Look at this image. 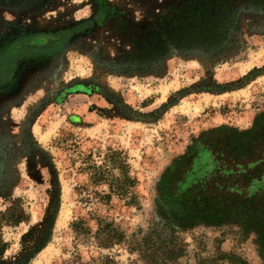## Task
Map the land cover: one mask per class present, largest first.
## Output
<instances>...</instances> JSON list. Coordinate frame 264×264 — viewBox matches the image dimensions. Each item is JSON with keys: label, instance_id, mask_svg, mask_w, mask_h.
Listing matches in <instances>:
<instances>
[{"label": "rangeland", "instance_id": "obj_1", "mask_svg": "<svg viewBox=\"0 0 264 264\" xmlns=\"http://www.w3.org/2000/svg\"><path fill=\"white\" fill-rule=\"evenodd\" d=\"M231 1L205 53L189 0H0V43L103 15L0 93V264H264L239 220L183 222L165 194L196 141L264 113V0Z\"/></svg>", "mask_w": 264, "mask_h": 264}, {"label": "trees", "instance_id": "obj_2", "mask_svg": "<svg viewBox=\"0 0 264 264\" xmlns=\"http://www.w3.org/2000/svg\"><path fill=\"white\" fill-rule=\"evenodd\" d=\"M209 2L189 0L182 10L187 24L192 25L186 41L196 39L194 45L205 53H223L229 44V31L237 24V14L230 0H213V7ZM187 162L174 202L180 208L181 220L218 226L234 218L255 232L264 246V113L246 132L219 128L207 133L188 151ZM89 169L96 181L104 179L99 168ZM109 186L113 191L114 186ZM129 186L115 188L127 193Z\"/></svg>", "mask_w": 264, "mask_h": 264}, {"label": "flooded vegetation", "instance_id": "obj_3", "mask_svg": "<svg viewBox=\"0 0 264 264\" xmlns=\"http://www.w3.org/2000/svg\"><path fill=\"white\" fill-rule=\"evenodd\" d=\"M100 16H103L102 11L98 9L89 20L78 26L36 34L19 32L20 34L13 38L2 41L0 43V93L12 88L20 80V76L35 70L39 72L44 62L54 59L61 49L79 34L100 26L103 23V21L97 22ZM186 19L188 20V17ZM187 20H185L184 28H190ZM199 146L201 147L203 144L201 143ZM187 168L188 162L185 163L184 170L176 172L174 179L165 188L168 207L174 208L178 212L180 208L174 203L177 195V183L184 177Z\"/></svg>", "mask_w": 264, "mask_h": 264}]
</instances>
